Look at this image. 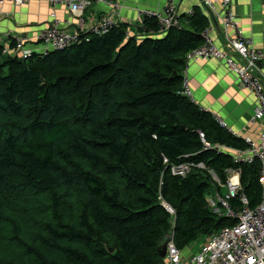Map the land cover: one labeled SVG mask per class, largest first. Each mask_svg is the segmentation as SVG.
<instances>
[{
	"label": "trees",
	"instance_id": "16d2710c",
	"mask_svg": "<svg viewBox=\"0 0 264 264\" xmlns=\"http://www.w3.org/2000/svg\"><path fill=\"white\" fill-rule=\"evenodd\" d=\"M193 12L163 36L145 15L135 35L119 23L28 58L0 41V264H165L168 235L183 252L235 223L209 205L223 190L209 170L225 182L242 169L250 207L261 203L260 163L234 164L200 132L212 146L245 141L185 95L187 54L210 23ZM186 162L208 170L174 176Z\"/></svg>",
	"mask_w": 264,
	"mask_h": 264
},
{
	"label": "built area",
	"instance_id": "2783aa9c",
	"mask_svg": "<svg viewBox=\"0 0 264 264\" xmlns=\"http://www.w3.org/2000/svg\"><path fill=\"white\" fill-rule=\"evenodd\" d=\"M43 2L48 4L53 13L51 15L53 25L41 31L38 41L45 46L43 53L48 51L63 50L75 44L89 41V35H104L109 30L121 22L116 21L114 15L104 16L95 24L88 27L85 33V20L83 15L86 10L94 4H106L112 8L114 13L121 7L120 3L109 0H0V5L11 2L17 6H22L31 2ZM223 14L221 16V31L223 34L224 49L218 47L211 36V23L209 28L203 33L204 44L187 54V66L196 60H220L223 61L230 72L238 79L245 89L251 91L257 100V106L252 118V122L260 121L264 123V53L253 45L239 26L234 13L230 9L231 0H221ZM65 7L69 12L78 18V28L76 32H69L61 29V21L58 19L56 9ZM200 7L203 10L212 11L214 14V1L201 0ZM144 15L156 18L160 34L165 33L170 28H182V14L176 0H168L166 6L160 11H145ZM191 10L187 13L189 18L193 16ZM210 13V16L212 15ZM208 17V16H207ZM189 19H186L188 22ZM210 22V20H209ZM145 29V28H144ZM151 34L153 32H150ZM16 50L22 56L28 58L33 50L27 48V38H16ZM9 48L7 47V52ZM185 95L193 102L192 93L189 87V80L184 78ZM218 124L229 131L233 136L238 137L218 115H213ZM200 137L207 150L216 149L219 152L232 155L236 165H252L260 163L259 181L262 186V201L255 208L250 207L247 196L243 193L241 184L242 169H228L227 180L221 182L213 170L209 173L214 180L225 191V194L209 196L208 202L212 210L220 215L235 221L231 226H227L218 233L211 235L205 241L199 251L190 259H185L181 250L177 247L174 237L168 244L166 256L167 264H264V129L259 138L254 140L250 137L243 139L247 144V149L240 150L224 145L212 146L206 141L205 134L200 132ZM208 170L204 163L194 164L191 162L181 163L172 167L174 176L187 177L194 169ZM239 199L241 207L234 210L231 201ZM165 208L174 214V210L164 204Z\"/></svg>",
	"mask_w": 264,
	"mask_h": 264
},
{
	"label": "crops",
	"instance_id": "0c3cea01",
	"mask_svg": "<svg viewBox=\"0 0 264 264\" xmlns=\"http://www.w3.org/2000/svg\"><path fill=\"white\" fill-rule=\"evenodd\" d=\"M109 1L120 3L121 7L112 13V8L109 5L94 4L83 15L85 33L88 32V27L95 24L100 18L112 14L116 21L129 24L131 26L130 33L135 35L136 28L141 27L144 22L142 12L160 11L168 2V0ZM213 1L214 14L209 10H204V12L210 20L211 36L215 44L224 49L221 31V16L224 8L221 0ZM200 2L201 0H176L182 15L189 13L195 7H200ZM230 9L245 36L251 39L253 45L264 53V0H231ZM52 13V8L43 2L35 1L22 6L11 2L0 5V41L9 47L13 39L27 38V48L43 53L45 46L39 43L38 37L41 31L53 25ZM56 14L61 21V29L69 32L77 31L78 18L72 15L68 9L58 7ZM164 34H159V36ZM185 76L189 80L193 102L199 105L203 111L221 117L241 139L250 137L257 140L259 138L264 129V123L252 122L257 106L256 97L251 91L242 87L237 77L228 70L223 61L212 59L190 62L186 68ZM196 253H192L188 249L182 252L185 259H190ZM165 264H167L166 258Z\"/></svg>",
	"mask_w": 264,
	"mask_h": 264
},
{
	"label": "water",
	"instance_id": "95a60500",
	"mask_svg": "<svg viewBox=\"0 0 264 264\" xmlns=\"http://www.w3.org/2000/svg\"><path fill=\"white\" fill-rule=\"evenodd\" d=\"M173 239V234L172 235H168L167 237L163 238L159 243H158V250L159 253L162 257V259L165 260L166 256H167V252H168V244L169 242ZM113 252V250H111ZM263 262H264V258H262Z\"/></svg>",
	"mask_w": 264,
	"mask_h": 264
},
{
	"label": "rangeland",
	"instance_id": "374dc122",
	"mask_svg": "<svg viewBox=\"0 0 264 264\" xmlns=\"http://www.w3.org/2000/svg\"><path fill=\"white\" fill-rule=\"evenodd\" d=\"M222 194H225L224 190H222ZM201 244L202 243H196V244L192 245L188 250H190L192 253H196L198 251V249L200 248Z\"/></svg>",
	"mask_w": 264,
	"mask_h": 264
}]
</instances>
